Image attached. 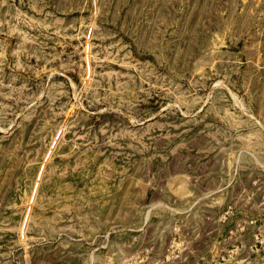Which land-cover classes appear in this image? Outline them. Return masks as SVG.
Listing matches in <instances>:
<instances>
[{"label":"rangeland","instance_id":"374dc122","mask_svg":"<svg viewBox=\"0 0 264 264\" xmlns=\"http://www.w3.org/2000/svg\"><path fill=\"white\" fill-rule=\"evenodd\" d=\"M0 264H264V0H0Z\"/></svg>","mask_w":264,"mask_h":264}]
</instances>
